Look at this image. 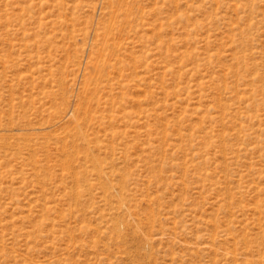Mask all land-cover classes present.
Segmentation results:
<instances>
[{"label":"rangeland","instance_id":"1","mask_svg":"<svg viewBox=\"0 0 264 264\" xmlns=\"http://www.w3.org/2000/svg\"><path fill=\"white\" fill-rule=\"evenodd\" d=\"M0 264H264V0H0Z\"/></svg>","mask_w":264,"mask_h":264}]
</instances>
